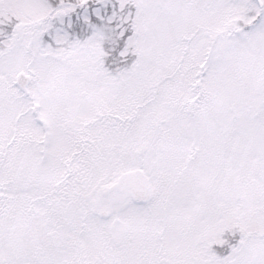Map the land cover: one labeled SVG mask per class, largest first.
Returning a JSON list of instances; mask_svg holds the SVG:
<instances>
[{
	"label": "snow or ice",
	"instance_id": "snow-or-ice-1",
	"mask_svg": "<svg viewBox=\"0 0 264 264\" xmlns=\"http://www.w3.org/2000/svg\"><path fill=\"white\" fill-rule=\"evenodd\" d=\"M0 264H264V0H0Z\"/></svg>",
	"mask_w": 264,
	"mask_h": 264
}]
</instances>
